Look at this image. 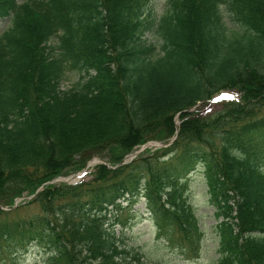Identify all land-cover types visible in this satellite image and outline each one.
<instances>
[{"label":"trees","instance_id":"obj_1","mask_svg":"<svg viewBox=\"0 0 264 264\" xmlns=\"http://www.w3.org/2000/svg\"><path fill=\"white\" fill-rule=\"evenodd\" d=\"M152 1L0 0V206L42 187L0 207V258L34 242L45 264H130L107 213L141 197L157 236L197 258L200 169L221 219L217 264H264V0H167L158 18ZM154 28L159 45L144 38ZM68 71L80 79L63 89ZM224 90L238 100L210 102ZM95 157L113 168L50 183Z\"/></svg>","mask_w":264,"mask_h":264},{"label":"rangeland","instance_id":"obj_2","mask_svg":"<svg viewBox=\"0 0 264 264\" xmlns=\"http://www.w3.org/2000/svg\"><path fill=\"white\" fill-rule=\"evenodd\" d=\"M166 5L167 0H153L151 2L150 8L154 12V16L156 18L164 12ZM224 12L227 14L226 19L229 21L228 13L226 11ZM6 25V22L0 20V31H2ZM144 38L148 43L156 45L162 43L156 28L148 31ZM79 79L80 73L78 71H68L65 79L63 80L62 88H71L78 82ZM224 91L226 92L219 94L217 98L220 99L225 96L227 98L230 97L238 100L239 95L235 90ZM220 105V103H217V105L215 104V106H211L206 110L212 111L214 109H218L220 108ZM179 122V119H177L176 123L178 125ZM140 148L141 147L139 146L137 150ZM148 149H152V151H154L156 148L150 147ZM148 149L144 150L139 155H146L145 153ZM93 167L94 166L91 167L89 171L90 173L82 176L81 180H88L92 177L91 172ZM111 168H113V166ZM73 174L74 173L70 175ZM188 198L196 209L199 222L204 233L201 252L197 258L191 259L186 258L181 253L180 249L169 245L166 240L157 236V228L151 218L150 212L147 208V202L144 197L140 198L137 202L122 200V210L116 208L112 209V207H110V211L107 213L109 218L108 221L114 223V231L119 238L121 246L130 250V264L139 263L138 261H134L132 258V255L135 253H138L141 256L143 262L142 264H217L220 257V235L217 225L221 219L217 217L216 208L210 201L206 178L203 171L200 169L193 173L190 177L188 182ZM17 199H19V204L26 205L24 204V201H26L24 198ZM38 210V206L36 204H32L16 212V215H27ZM47 258L48 252L46 247L33 242L26 249L19 246L16 253L4 255V257L0 258V264H45Z\"/></svg>","mask_w":264,"mask_h":264},{"label":"water","instance_id":"obj_3","mask_svg":"<svg viewBox=\"0 0 264 264\" xmlns=\"http://www.w3.org/2000/svg\"><path fill=\"white\" fill-rule=\"evenodd\" d=\"M199 104H201V103H199ZM199 104H198V105H199ZM196 106H197V105H196ZM196 106H194V107H192V108H190V109H188V110H186V111H193V110L195 109ZM175 139H176V137H175L170 143H168V144H161V143H158V142H154V143L150 142V143H147V144L143 145L139 150H137V151H135V152H133V153L127 155V156L125 157V159H124L119 165L127 164V163L129 162V160L134 159L136 156H138V155L141 154L144 150H146V149H148V148H150V147L160 148V147L168 146V145L171 144ZM99 163H101V164H107L109 167H112L110 164L105 163V162H104L103 160H101L100 158H94V159H92L91 161H89V162L87 163V165H86L81 171H79V172H77V173H75V174H73V175H70V176H68V177H60V178H57V179L53 180L52 182H63V181H64V182H68V183H70V184L77 183V182L80 180V178H81L83 175H85V174L91 169L92 166H94V165H96V164H99ZM41 189H42V187L39 188V189L36 191V193H35L34 195L28 197L27 199H32V198H33V197H34V196H35V195H36ZM18 205H19V199H16L13 208H16ZM1 208L4 209V210H10V209H11V208L2 207V206H1Z\"/></svg>","mask_w":264,"mask_h":264},{"label":"bare ground","instance_id":"obj_4","mask_svg":"<svg viewBox=\"0 0 264 264\" xmlns=\"http://www.w3.org/2000/svg\"><path fill=\"white\" fill-rule=\"evenodd\" d=\"M126 155H127V154H126ZM122 160H123V159H122ZM114 167H115V166H114ZM63 183H64V182H63ZM129 200H130V199H129ZM131 204H132V203H131ZM112 207H113V206H112ZM115 207H116V206H115ZM117 207H118V206H117ZM113 208H114V207H113ZM113 208H112V209H113ZM108 209H109V208H108ZM112 209H111V210H112ZM116 209H117V208H116ZM121 210H122V209H121ZM117 211H118V210H117ZM116 219H117V218H116ZM116 219H115V220H116ZM118 219H119V218H118ZM118 222H119V221H118ZM112 224H113V223H112Z\"/></svg>","mask_w":264,"mask_h":264}]
</instances>
